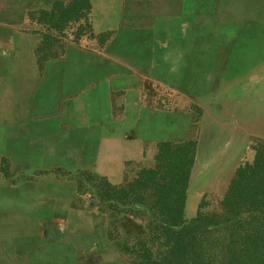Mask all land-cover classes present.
<instances>
[{
    "label": "rangeland",
    "instance_id": "1",
    "mask_svg": "<svg viewBox=\"0 0 264 264\" xmlns=\"http://www.w3.org/2000/svg\"><path fill=\"white\" fill-rule=\"evenodd\" d=\"M48 5L31 17L39 69L68 44L90 50L110 40V31L96 30L91 0ZM183 7L174 19H158L177 33L171 48L158 51L166 61H149L140 72L137 90L160 96L159 108L191 117L194 138L146 143L148 160L127 163L118 183L89 169L18 173L0 157V264H138L136 245L146 240L150 220L130 204L141 187L130 183L152 166L162 143L192 153L188 221L202 201L204 211L216 210L237 169L253 162L264 146V0H183ZM82 149L68 146L71 164Z\"/></svg>",
    "mask_w": 264,
    "mask_h": 264
},
{
    "label": "crops",
    "instance_id": "2",
    "mask_svg": "<svg viewBox=\"0 0 264 264\" xmlns=\"http://www.w3.org/2000/svg\"><path fill=\"white\" fill-rule=\"evenodd\" d=\"M55 1L0 0V157L18 173L89 169L118 183L127 163L148 160L146 143L194 138L191 117L137 90L140 72L149 61H166L158 51L171 48L177 33L158 19L176 18L183 0H91L96 30L110 31V40L90 50L68 44L41 70L31 17ZM79 121L89 126L80 130ZM72 145L83 146L76 164Z\"/></svg>",
    "mask_w": 264,
    "mask_h": 264
},
{
    "label": "trees",
    "instance_id": "3",
    "mask_svg": "<svg viewBox=\"0 0 264 264\" xmlns=\"http://www.w3.org/2000/svg\"><path fill=\"white\" fill-rule=\"evenodd\" d=\"M191 167L189 149L162 143L152 166L130 183L141 186L130 193V204L150 220L146 240L136 245L138 264H264V146L237 169L216 210L204 211L202 201L188 221Z\"/></svg>",
    "mask_w": 264,
    "mask_h": 264
}]
</instances>
